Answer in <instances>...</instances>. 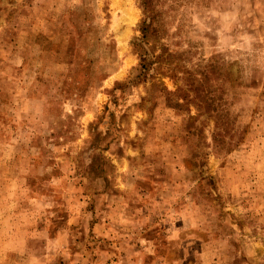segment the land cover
<instances>
[{
	"label": "rangeland",
	"instance_id": "rangeland-1",
	"mask_svg": "<svg viewBox=\"0 0 264 264\" xmlns=\"http://www.w3.org/2000/svg\"><path fill=\"white\" fill-rule=\"evenodd\" d=\"M149 13L0 0V264H264V0Z\"/></svg>",
	"mask_w": 264,
	"mask_h": 264
},
{
	"label": "trees",
	"instance_id": "trees-1",
	"mask_svg": "<svg viewBox=\"0 0 264 264\" xmlns=\"http://www.w3.org/2000/svg\"><path fill=\"white\" fill-rule=\"evenodd\" d=\"M140 4L143 9L144 19L141 21L140 24V32L142 33V37L133 41V47L138 52L140 58V65H141V73L140 75H144L148 71L149 60H148V53L146 50L142 48L144 40H146L148 36V30L151 23V14L150 11V0H140ZM139 75L135 76L138 78Z\"/></svg>",
	"mask_w": 264,
	"mask_h": 264
}]
</instances>
